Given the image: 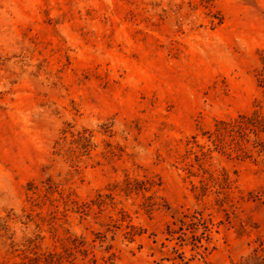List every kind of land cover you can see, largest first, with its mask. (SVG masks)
Segmentation results:
<instances>
[{
  "label": "rangeland",
  "instance_id": "obj_1",
  "mask_svg": "<svg viewBox=\"0 0 264 264\" xmlns=\"http://www.w3.org/2000/svg\"><path fill=\"white\" fill-rule=\"evenodd\" d=\"M256 114L264 0H0V264H264Z\"/></svg>",
  "mask_w": 264,
  "mask_h": 264
},
{
  "label": "trees",
  "instance_id": "obj_2",
  "mask_svg": "<svg viewBox=\"0 0 264 264\" xmlns=\"http://www.w3.org/2000/svg\"><path fill=\"white\" fill-rule=\"evenodd\" d=\"M264 117L260 114L252 116H243L235 125L237 133H240L243 136L248 137L249 135L258 134L263 125ZM259 138V135L257 136Z\"/></svg>",
  "mask_w": 264,
  "mask_h": 264
}]
</instances>
